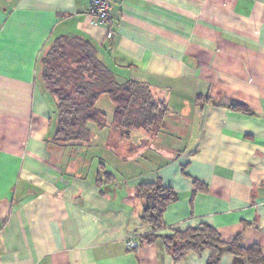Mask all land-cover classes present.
Listing matches in <instances>:
<instances>
[{
  "label": "crops",
  "instance_id": "1",
  "mask_svg": "<svg viewBox=\"0 0 264 264\" xmlns=\"http://www.w3.org/2000/svg\"><path fill=\"white\" fill-rule=\"evenodd\" d=\"M110 1V28L90 0L0 4V264H207L209 251L175 262L142 239L154 233L143 183L178 194L155 234L207 225L264 258V0ZM60 36L88 40L118 83L146 85L169 108L162 132L122 141L101 96L106 128L86 145L53 143L40 60ZM102 170L111 179L97 183Z\"/></svg>",
  "mask_w": 264,
  "mask_h": 264
},
{
  "label": "trees",
  "instance_id": "2",
  "mask_svg": "<svg viewBox=\"0 0 264 264\" xmlns=\"http://www.w3.org/2000/svg\"><path fill=\"white\" fill-rule=\"evenodd\" d=\"M40 64L46 92L56 102L57 129L53 143L86 145L92 138L91 125L106 128V114L97 108L101 96H106L114 106L109 127L121 134L122 141L135 131L151 137L162 132L169 113L168 106L158 102L143 83L132 80L118 83L113 73L98 59L96 49L88 40L57 37L42 56ZM108 179L111 175L102 170L97 183ZM195 185L199 189L198 183ZM136 191L143 202L140 220L154 232L142 239L149 242L160 239L166 253L175 262L191 254L209 251L207 264H220L224 254L245 257L248 264H264L259 247L243 249L237 240L224 242L217 231L207 225L155 234L164 226V210L177 200L178 194L159 183L140 184Z\"/></svg>",
  "mask_w": 264,
  "mask_h": 264
},
{
  "label": "built area",
  "instance_id": "3",
  "mask_svg": "<svg viewBox=\"0 0 264 264\" xmlns=\"http://www.w3.org/2000/svg\"><path fill=\"white\" fill-rule=\"evenodd\" d=\"M111 1L110 0H90V6L87 10V14L95 21L102 25L111 27L113 20L111 16ZM111 30L108 33V37H111ZM139 246L138 241L128 238L126 242V248L133 250Z\"/></svg>",
  "mask_w": 264,
  "mask_h": 264
},
{
  "label": "rangeland",
  "instance_id": "4",
  "mask_svg": "<svg viewBox=\"0 0 264 264\" xmlns=\"http://www.w3.org/2000/svg\"><path fill=\"white\" fill-rule=\"evenodd\" d=\"M14 2V0H0V4H4V5H6V4H12ZM104 101V100H103ZM102 106L105 108V112H109L110 111V106H109V104H108V102L105 100L103 103H102ZM168 120V122L170 121L169 120V117L167 118ZM93 125H91V127H92ZM94 128V126L92 127V129ZM145 152H146V154H151V151H149V149H147V150H145ZM171 155V153H168L167 154V156L169 157Z\"/></svg>",
  "mask_w": 264,
  "mask_h": 264
}]
</instances>
